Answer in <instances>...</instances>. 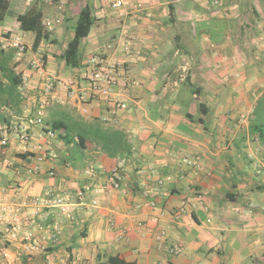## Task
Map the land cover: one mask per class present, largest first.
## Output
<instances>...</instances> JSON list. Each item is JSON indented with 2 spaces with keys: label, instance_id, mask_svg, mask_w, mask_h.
<instances>
[{
  "label": "crops",
  "instance_id": "1",
  "mask_svg": "<svg viewBox=\"0 0 264 264\" xmlns=\"http://www.w3.org/2000/svg\"><path fill=\"white\" fill-rule=\"evenodd\" d=\"M13 1V20L7 14L0 22V48L14 36L28 45L23 58L14 57L26 79V101L7 122L26 124L33 139L10 145L8 163L0 165V203L30 209L34 197L51 190L71 201L74 218L52 206L37 216L38 224L24 222L42 237L41 249L32 253L22 241L7 240L6 225H0V251L9 263L49 264L50 253V264H264V136L254 130L253 113L264 89V0H126L118 10L96 0V22L81 44L84 56L71 69L60 55L89 0L77 1L72 19L64 13L72 0ZM34 4L53 22L50 38L37 50L34 33L21 30L17 20ZM56 7L62 12L54 13ZM213 20L229 26L221 40ZM99 51L126 71L129 86L117 92L127 109L113 114L101 101L84 113L64 89L53 93L62 102L43 103L45 73L81 80L88 59ZM40 55L43 73L32 67ZM75 112L126 132L133 148L122 157L120 188L113 189L107 177L121 158L44 133L48 120ZM49 143L55 159L27 157L28 150L38 155L35 146ZM54 223L59 238L52 242Z\"/></svg>",
  "mask_w": 264,
  "mask_h": 264
},
{
  "label": "built area",
  "instance_id": "2",
  "mask_svg": "<svg viewBox=\"0 0 264 264\" xmlns=\"http://www.w3.org/2000/svg\"><path fill=\"white\" fill-rule=\"evenodd\" d=\"M104 3H108L113 9H121L126 0H101ZM58 22V20H57ZM44 25L47 30L53 29V22L44 19ZM4 49H14L15 57L17 59L23 58L27 51V43L20 37L14 36L6 39L2 43ZM36 70H40L43 73L44 60L42 55H40L36 62L32 66ZM24 79V77H23ZM44 92L45 96L43 103L49 105L53 102H62V97L54 95L58 89H64L68 97H75L80 104L81 110L86 113L88 112L94 103L107 101L111 108L114 110V114L117 109H127L128 105L125 101H121L118 98L117 87H128L129 79L126 76V71L121 62L112 60L105 51H99L94 53L88 59V69L81 80H65L57 75H51L45 73L44 76ZM26 81V79H24ZM24 86V85H23ZM21 87L23 90L24 87ZM36 123L43 125L42 117H38ZM49 137H54V131H45ZM33 139V132L29 130V127L18 121L4 122L0 126V165L8 163V150L12 142H20L24 145L30 143ZM38 152H42L38 155L34 154V150L30 149L28 151V158L36 157L38 160L43 161L46 158L55 159L57 151L54 150L53 146L49 143L46 147L43 144H38L35 146ZM34 147V148H35ZM26 150V149H25ZM27 151V150H26ZM188 163L193 162L192 159L185 158ZM126 159H120L117 164L110 171L107 181L108 184L113 189L120 188L122 181L124 179ZM40 166L37 165L34 171H38ZM87 172L94 174V168L87 169ZM50 175H54L53 170L49 171ZM170 178V177H167ZM164 179L160 180L162 184ZM92 204H98L97 199L92 200ZM56 206L61 209L63 213L69 214V210L72 206L71 201L63 195H55L51 190H49L45 195L36 196L33 198V203L31 208L28 209L24 204L9 205L0 203V225H6L7 240H20L22 241L23 247L29 253L38 251L41 249L42 237L37 235V233L32 229H25L23 227L24 222L38 224L37 216L46 207ZM70 219L74 216L70 215ZM41 230H44V226L39 225ZM53 230L49 234V239L55 242L59 238V224L54 223ZM8 256L6 251H0V264H10L7 260ZM47 262L50 264L53 262V255L48 253L46 256ZM8 261V262H7Z\"/></svg>",
  "mask_w": 264,
  "mask_h": 264
},
{
  "label": "trees",
  "instance_id": "3",
  "mask_svg": "<svg viewBox=\"0 0 264 264\" xmlns=\"http://www.w3.org/2000/svg\"><path fill=\"white\" fill-rule=\"evenodd\" d=\"M11 5V0H0V22L5 20ZM44 10L32 5L24 13L17 15L19 28L23 31L34 33L32 47L37 50L43 40L50 38V31L44 25ZM96 22L94 10L90 3H87L79 11L74 35L69 40L65 50L60 55L69 67H79L82 61L81 44L89 35ZM15 50H4L0 48V121L7 122L13 115H20L23 111V104L26 101L21 87L24 79L16 70L14 62ZM106 121L99 117L86 119L79 113L64 114L63 117H55L47 121V131L57 133V137L65 144L79 148H86L88 144L99 147L102 152L110 157L122 159L130 155L132 145L127 140L126 132L114 126L107 125ZM255 131L264 136V123H256ZM264 138V137H263ZM24 155V154H22ZM112 262L116 259L110 257Z\"/></svg>",
  "mask_w": 264,
  "mask_h": 264
},
{
  "label": "rangeland",
  "instance_id": "4",
  "mask_svg": "<svg viewBox=\"0 0 264 264\" xmlns=\"http://www.w3.org/2000/svg\"><path fill=\"white\" fill-rule=\"evenodd\" d=\"M78 0H72V1H69V6H70V8L71 9H69V12L68 11H64V13L66 14V15H68V17L69 18H74L72 15H76L77 13H78V11H79V7H80V5H79V3L77 2ZM85 1V0H84ZM83 1V2H84ZM98 1H100V0H98ZM189 1V0H188ZM83 2H82V5H83ZM89 2H90V4H91V6L96 2V0H89ZM15 3H14V1H13V3H12V5H11V7H10V9H9V11H8V17H7V19L10 21V20H13V18H14V15L16 14L15 12H16V9H15ZM62 12V10L59 8V7H56L55 9H54V13H56V12ZM2 22V21H1ZM13 26L11 27V30L13 31V32H16V25L15 24H12ZM66 25V23L64 24H61L60 26L62 27V26H65ZM211 26H212V29H217V31L214 33L215 35H216V37H217V39H219V40H221V38H222V35H223V33H225V31H226V28H228L229 26L228 25H226V23H225V21H220V20H213L212 22H211ZM224 38V37H223ZM102 42V41H101ZM236 42V41H235ZM234 42H231L230 44L232 45ZM235 44H243V43H235ZM221 52H224V51H221ZM225 54H227V52H224ZM81 56L83 57L84 55H83V53L81 52ZM223 59V57H222V55H221V57H220V59H218L219 61H221ZM235 60H237V58L235 57L234 58ZM70 69L71 68H73V67H69ZM264 83V82H263ZM254 115H256L257 116V120H256V123H259L260 121H264V89L261 91V95L259 96V98H258V100H257V105H256V107H255V109H254ZM64 116V114H61L60 115V117H63ZM255 123V124H256Z\"/></svg>",
  "mask_w": 264,
  "mask_h": 264
}]
</instances>
